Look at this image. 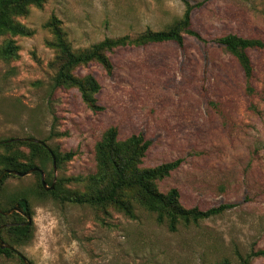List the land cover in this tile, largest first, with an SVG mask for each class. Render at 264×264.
I'll use <instances>...</instances> for the list:
<instances>
[{"label": "rangeland", "instance_id": "374dc122", "mask_svg": "<svg viewBox=\"0 0 264 264\" xmlns=\"http://www.w3.org/2000/svg\"><path fill=\"white\" fill-rule=\"evenodd\" d=\"M187 1L197 5L192 21L201 38L185 35L184 46L117 47L112 73L98 62L76 69L101 83L99 111L76 88L54 89L47 21L57 17L73 49L81 50L105 38L166 29L183 15L184 0H45L18 18L31 35L0 36V47L8 40L18 46L16 57L0 59L1 142L32 136L74 152L56 171L52 162L46 170L56 180L74 178L67 189L88 192L96 144L118 126L121 137L141 133L152 141L143 166L182 160L158 182L161 191L176 187L185 206L203 210L231 204L170 231L142 208L132 219L112 206L39 197L33 173L10 176L4 196L26 191L32 206L34 236L16 245L31 264H214L225 257L239 264V255L264 249V49L249 51L257 88L249 96L238 61L214 41L228 33L264 39V0ZM0 264L24 263L0 254ZM251 264H264V255Z\"/></svg>", "mask_w": 264, "mask_h": 264}, {"label": "trees", "instance_id": "16d2710c", "mask_svg": "<svg viewBox=\"0 0 264 264\" xmlns=\"http://www.w3.org/2000/svg\"><path fill=\"white\" fill-rule=\"evenodd\" d=\"M45 0H0V36L31 35L33 31L22 24L18 18L28 14L32 6L42 7ZM185 11L174 23L163 30H147L136 38L128 35L119 38H105L86 49H73L70 41L57 17L52 16L46 23L53 39L48 44L55 50V58L51 65L55 69L52 78L54 89L76 88L81 93L85 103L94 111L102 108L98 102L97 94L101 90V83L93 74L78 75L76 69L91 62H98L112 73L114 64L110 53L117 47L127 45H147L151 43L175 42L184 46L185 35L201 38L194 29L192 13L197 5L184 0ZM222 45L239 63L245 78V91L249 96L257 92L254 84L256 79L255 66L250 56V50H263L264 39L258 37H245L235 33H228L214 39ZM18 55V46L12 41H6L0 47V59L8 61ZM59 134V132H53ZM29 138H34L30 136ZM13 139V138H10ZM8 140V139H7ZM4 140V141H7ZM28 140H17L1 143L7 152L0 154V176L6 170L27 172L39 168L45 173L48 186L54 188L47 190L38 171L32 172L38 180L36 194L60 202L89 204L98 207L112 206L126 216L136 219L137 208H142L155 215L159 224H166L170 231H176L180 224H198L201 220L223 213L231 204H222L203 210L197 206L187 207L182 202V194L176 187L163 192L158 187V182L169 177L178 169L182 160L177 159L155 166H143L152 141L141 133H134L121 137L118 126H110L102 134L95 147L97 171L90 175L89 191L79 192L67 189L65 184L73 181L72 177H62L55 181L52 172H47L48 162L53 163V154L57 166L73 158L74 152H60L58 148ZM27 147L29 151L19 149ZM54 170V166H53ZM15 174L6 173L0 181V210L8 211L19 205L23 213L15 211L10 215L0 213V227L4 226L0 234L2 239L11 244L15 249H1L0 254L7 257H17L24 263L16 251V245H24L34 236L32 222V206L26 191H17L12 195L4 192V182ZM30 217V221H29ZM11 224L10 226H5ZM18 250V249H17ZM264 255V249L250 253L246 256L239 255V264H251L255 256ZM25 264V263H24ZM214 264H233L227 257Z\"/></svg>", "mask_w": 264, "mask_h": 264}, {"label": "water", "instance_id": "95a60500", "mask_svg": "<svg viewBox=\"0 0 264 264\" xmlns=\"http://www.w3.org/2000/svg\"><path fill=\"white\" fill-rule=\"evenodd\" d=\"M17 140H28V141H32V142H38V143H41V144H45V142L43 140H40V139H37V138H13V139H8L7 141H3L1 143H5V142H13V141H17ZM46 145V144H45ZM53 166H54V170L56 171L57 170V163H56V157L55 155L53 154ZM34 171H38L41 173V178H42V182L44 184V186L46 187L47 190L49 189H52L54 188V183L52 184V186H48L46 181H45V173L43 170L39 169V168H33L27 172H19V171H16V170H6L4 171L1 176H0V181L1 179L3 178V176L6 174V173H10V174H15V175H18V176H25L27 174H30ZM55 180H56V176H55ZM15 211H18V212H21L23 213V209L19 206V205H16L14 208H12L11 210H8V211H2L0 210V213L4 214V215H10L12 214L13 212ZM29 221H30V217H29ZM11 224H7L5 226H10ZM4 226H1L0 227V231L1 229L3 228ZM0 248L1 249H5V248H9V249H15L11 244L5 242L3 239H2V236L0 234ZM17 253L19 256H21V258L23 259L24 263L25 264H31L30 260L24 255L22 254L19 250H17Z\"/></svg>", "mask_w": 264, "mask_h": 264}]
</instances>
